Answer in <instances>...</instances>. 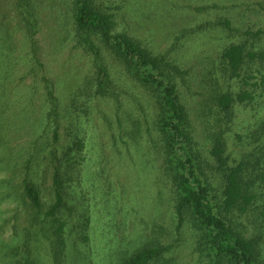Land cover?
Here are the masks:
<instances>
[{"label":"rangeland","instance_id":"374dc122","mask_svg":"<svg viewBox=\"0 0 264 264\" xmlns=\"http://www.w3.org/2000/svg\"><path fill=\"white\" fill-rule=\"evenodd\" d=\"M16 2L0 0V43H5L0 63L9 66L4 73L0 68L1 78L6 77L0 81V135L21 159L36 153L29 173L40 191L43 212L54 202L51 184L57 162L52 163L50 152L56 153V161L67 152L70 169L63 182L64 204L55 217L59 221L45 219L43 213L34 215L22 201H0L2 239L8 237L12 217L17 215L19 228L33 233L30 245L37 264H54L49 254L56 247L55 230L60 223L66 245L63 264H119L135 250L156 244L173 245L166 255L172 264H200L189 225L184 223L180 232L175 231L173 188L163 175V155L148 95L119 62L110 59L108 66L121 96L87 97L84 82L93 72L92 58L76 44L71 0H33L32 29L21 21ZM94 3L112 16L113 33H126L153 54L170 51V57L189 71L178 85L179 95L188 114L194 150L207 176L213 174L208 170V164L214 165L210 151L221 132L229 165L251 154L264 156V140L254 135L264 123V84L254 88V99L236 101L227 115L210 103L215 90L234 95L241 90L220 67L225 48L245 43L248 51L264 53V0ZM225 21L233 31L224 28ZM47 84L53 86L57 99L56 121L52 118L49 125L43 120L51 111ZM129 118L139 122L135 139L125 133L134 126ZM119 124L128 129L122 131ZM54 129L59 137L51 145ZM78 144L81 149L76 155L71 149ZM4 174L0 172L1 178ZM253 190L255 204L245 213H235L231 222L239 235L258 242L259 261L264 264V184L255 179Z\"/></svg>","mask_w":264,"mask_h":264},{"label":"trees","instance_id":"16d2710c","mask_svg":"<svg viewBox=\"0 0 264 264\" xmlns=\"http://www.w3.org/2000/svg\"><path fill=\"white\" fill-rule=\"evenodd\" d=\"M32 4L33 0H17L15 3L21 21L28 29H32L35 24L36 13ZM69 10L76 44L92 58L93 72L84 82L85 91L88 92L86 96H90V99H116L121 96L120 92H116L115 80L108 66L110 59L119 62L123 71L148 95L147 103L154 111L155 130L163 155V175H166L173 188L177 220L175 231L180 232L184 223L189 225L193 231L192 236L196 239L194 251L198 253L200 264H262L259 261L258 242L235 232L231 221L235 213H245L255 204V179L264 184V156L255 157L256 155L251 154L239 163L229 165L221 132L215 137L210 151L214 165L208 164V170L213 174L207 176L201 166L202 160L194 150L188 114L179 95L180 83L185 81L189 71L182 69L170 57V51L153 54L126 33H113L112 16L98 9L94 0H71ZM223 26L226 30L233 31L229 21H225ZM4 45L2 41L1 51L4 50ZM220 59L225 77L241 86L237 95L215 90L210 98L211 105L227 115L236 101L243 103L254 99V88L264 84V53L248 51L245 43L231 44L222 51ZM6 64L0 63L3 73L9 69ZM4 80L6 77L1 78L0 75V81ZM45 94L51 104V111L45 114L43 120L49 125L52 118L55 122L57 117V99L52 85L45 86ZM1 109L0 104V121ZM129 121L133 123L134 130H127L128 126L123 128L119 125L122 131L127 130L125 133L129 138L135 139L140 133L139 122H134L131 118ZM1 127L0 124V130ZM254 135L264 140V123ZM58 137V131L54 129L50 138L51 145L58 142ZM80 149L81 144H78L71 150L77 155ZM35 154L21 159L20 154L11 152L3 144L0 135V172L5 173L2 178L0 176V189H4V193L0 194V201H22V205L35 211L34 215L43 213L45 219L51 218L55 223L59 221L55 217L64 204V178L68 174V168L70 169L69 159L66 158L68 153H64L56 161V153L50 152L53 156L52 163L57 162L53 167L51 184L54 202L44 212L40 191L29 173L32 156ZM260 164L262 166L259 168ZM15 179L18 181L12 185ZM12 220L14 222L8 237L2 239L4 232L0 233V264H37L30 245L33 233L29 228H19L17 215ZM55 234L56 247L50 249L49 260L54 264H63L66 245L62 223ZM172 249V244L143 246L122 259L119 264H172L166 257Z\"/></svg>","mask_w":264,"mask_h":264}]
</instances>
